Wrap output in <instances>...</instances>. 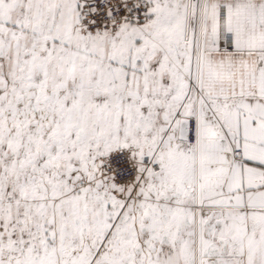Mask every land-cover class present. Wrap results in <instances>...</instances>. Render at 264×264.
<instances>
[{
    "label": "snow or ice",
    "instance_id": "6c2138e0",
    "mask_svg": "<svg viewBox=\"0 0 264 264\" xmlns=\"http://www.w3.org/2000/svg\"><path fill=\"white\" fill-rule=\"evenodd\" d=\"M0 264H264V0H0Z\"/></svg>",
    "mask_w": 264,
    "mask_h": 264
}]
</instances>
